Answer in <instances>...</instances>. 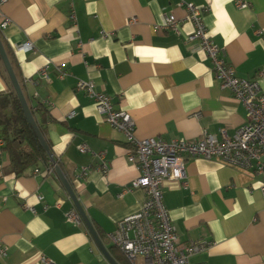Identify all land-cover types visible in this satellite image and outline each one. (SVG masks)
<instances>
[{
	"label": "crops",
	"instance_id": "0c3cea01",
	"mask_svg": "<svg viewBox=\"0 0 264 264\" xmlns=\"http://www.w3.org/2000/svg\"><path fill=\"white\" fill-rule=\"evenodd\" d=\"M239 2L247 7L239 8ZM186 4L207 8L202 16L207 36L236 75L255 79L264 95V0H5L0 5V24L9 21L0 29V41L27 105L46 112L38 119L49 157L115 264L128 263L107 235L140 211L144 192L131 187L139 172L127 161L125 137L75 90L77 81L91 82L114 110L128 113L140 140L193 141L204 134L221 139V131L233 137L245 123L243 105L221 88L199 44L186 41L193 31ZM165 15L176 18L178 34L160 28ZM26 41L33 51L18 52L16 46ZM42 69L47 79L38 77ZM10 85L0 65V93ZM81 145L103 153L105 172L98 158L79 152ZM84 167L88 174L78 177ZM260 183L253 169L202 158L185 163L183 180L164 181L163 202L179 242L209 243L190 264H264ZM72 209L55 171L46 175L39 164L17 176L2 151L0 264H42V257L52 264H110L84 223L66 219Z\"/></svg>",
	"mask_w": 264,
	"mask_h": 264
},
{
	"label": "built area",
	"instance_id": "2783aa9c",
	"mask_svg": "<svg viewBox=\"0 0 264 264\" xmlns=\"http://www.w3.org/2000/svg\"><path fill=\"white\" fill-rule=\"evenodd\" d=\"M4 3L5 0H0V5ZM238 7L246 8L247 4L239 2ZM185 10L186 20L193 25V31L186 36V41L199 44V49L210 60L211 71L221 88L228 90L245 108V123L233 137H228L225 131H221V139L204 134L193 141L178 139L168 143L153 138L140 140L134 135L135 124L130 115L125 111L114 110L106 94L95 91L89 81L78 80L75 86L76 91H82L93 101L96 112L102 116L104 122L123 134L130 148L127 161L135 165L139 172L131 187L144 192L140 211L116 223L114 231L107 235L108 241L123 255L128 264H190L192 256L209 246L204 241L180 243L163 202L164 181L183 180L185 163L190 159H217L230 167L253 169V173L261 177L259 191L264 199V95L255 79H243L236 75L234 67L225 60L223 51L207 36L202 20L207 8L186 4ZM8 22V19H4L0 29L6 27ZM177 23L173 15H165L160 28L178 34ZM16 50L28 53L33 51V46L26 41L16 46ZM59 75L64 77V73L60 72ZM38 77L47 79L45 69L38 73ZM4 146L5 143L0 138V155ZM79 152L98 158V168L105 172L103 153L96 154L85 145L79 147ZM56 166L57 162L50 156L45 174H53ZM88 171V167L82 168L78 177L84 178ZM33 173L38 174L39 170L34 169ZM65 217L75 224L81 223L79 215L73 209L66 212ZM4 253V249L0 250L1 256ZM41 263L52 264L45 257L41 258Z\"/></svg>",
	"mask_w": 264,
	"mask_h": 264
},
{
	"label": "trees",
	"instance_id": "16d2710c",
	"mask_svg": "<svg viewBox=\"0 0 264 264\" xmlns=\"http://www.w3.org/2000/svg\"><path fill=\"white\" fill-rule=\"evenodd\" d=\"M0 65L6 79L10 82L1 58ZM20 86L24 92L21 84ZM28 107L44 137L45 131L38 115L40 114V118H42L46 112L40 106L31 104ZM0 138L5 143L3 151L9 160L10 167L17 176L25 174L28 169L37 167L39 164L47 166L49 154L42 149L31 127L26 123L21 105L12 86L8 91L0 93Z\"/></svg>",
	"mask_w": 264,
	"mask_h": 264
},
{
	"label": "water",
	"instance_id": "95a60500",
	"mask_svg": "<svg viewBox=\"0 0 264 264\" xmlns=\"http://www.w3.org/2000/svg\"><path fill=\"white\" fill-rule=\"evenodd\" d=\"M0 58L2 61V64L4 66V69L7 73V76L10 80V83L13 87V90L18 98V101L21 105V109L25 118L26 123L31 127L32 131L34 132L35 136L37 137V140L39 142V144L41 145L42 149L49 154V147L44 139V137L42 136V134L40 133L36 122L30 112V109L26 103V100L24 98V95L22 93L21 87L18 83V80L14 74V71L12 69V66L10 64V61L4 51V48L2 46V43L0 41ZM55 173L56 175L59 177L63 187L65 188V190L67 191L81 221L84 223L85 227L87 228L88 232L90 233L91 237L93 238L95 244L97 245V247L99 248L100 252L103 254V256L109 261L110 264H115L114 261L110 258V256L108 255L106 249L104 248L103 244L101 243L99 237L96 235L93 227L91 226L85 212L83 211L82 207L80 206V204L78 203L76 196L74 195L68 181L66 180V178L64 177V175L62 174L60 168L58 166L55 167Z\"/></svg>",
	"mask_w": 264,
	"mask_h": 264
}]
</instances>
